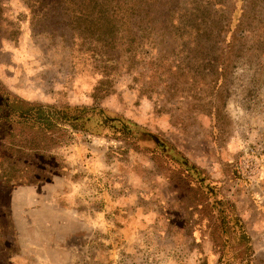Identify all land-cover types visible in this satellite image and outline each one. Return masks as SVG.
I'll use <instances>...</instances> for the list:
<instances>
[{
    "label": "rangeland",
    "instance_id": "obj_1",
    "mask_svg": "<svg viewBox=\"0 0 264 264\" xmlns=\"http://www.w3.org/2000/svg\"><path fill=\"white\" fill-rule=\"evenodd\" d=\"M109 8L136 34L122 32L101 84L106 51L67 15L0 2V115L19 99L76 125L14 124L59 146L26 179L0 178V264H217L218 250L243 251L230 215L264 264V0Z\"/></svg>",
    "mask_w": 264,
    "mask_h": 264
},
{
    "label": "trees",
    "instance_id": "obj_2",
    "mask_svg": "<svg viewBox=\"0 0 264 264\" xmlns=\"http://www.w3.org/2000/svg\"><path fill=\"white\" fill-rule=\"evenodd\" d=\"M24 1L34 19L39 17L41 19V17H47L48 14L52 13L54 15V12H56L57 15L64 13L67 15V25L73 32L75 31L77 33L76 36L78 38L82 41L93 39L95 43L100 42V46L106 51V53H104L105 55H103L105 58L103 61L105 63L100 69L102 76L105 77L101 80V84L108 82V77L113 74V70L118 66L117 62L120 60V57L117 55V52L110 53V51L118 48L117 45L119 43L117 42L119 38H122V32L125 33L123 39L129 41L131 44L133 43V34L135 35L136 33L131 29L129 20L121 21L123 26L126 24L128 28L123 29V27L120 26L121 23L118 24L120 29L115 28L116 22L118 21L115 16L111 14L109 7L111 6V1L116 3L117 0ZM133 3L127 5L129 10H134ZM130 50L131 48H124L123 51ZM98 66L101 65L98 64ZM11 105H14L17 109H13L12 113L0 115V122L3 120L8 124L2 127L0 126V178H3L4 181L8 183L26 179L30 172H34L32 167L38 166L42 162L48 161L50 158H54V155L50 154V152L54 147L59 146V141L55 139V137L51 139V135L48 134L38 136L36 134L32 135L27 133V139H20L25 132L19 131L17 134H14V128L16 127L14 124L18 123L21 127L38 129L50 133L52 131L47 129L46 126H49L48 124L50 123L58 124L61 120L69 124L73 129H76L75 113H72L71 119L69 116L70 113L68 112L69 110L67 109L63 111L54 110L55 122L46 114L42 103H31L26 100L16 99L11 102ZM73 112H76L75 109ZM129 123V121L122 122L119 129L130 131L131 126ZM134 126L135 129H137L135 124ZM141 134L162 147V143L158 141L154 135L145 131H141ZM7 136L11 137V139L5 140ZM59 137L60 136L57 138ZM230 218L236 232V243L238 241L244 246L243 251L232 254L218 250L217 264H253L254 251L245 224L237 215H230ZM226 231L227 234L230 233L229 230Z\"/></svg>",
    "mask_w": 264,
    "mask_h": 264
}]
</instances>
